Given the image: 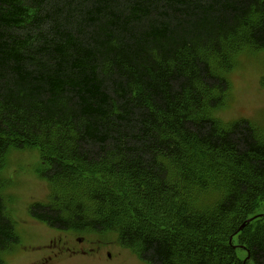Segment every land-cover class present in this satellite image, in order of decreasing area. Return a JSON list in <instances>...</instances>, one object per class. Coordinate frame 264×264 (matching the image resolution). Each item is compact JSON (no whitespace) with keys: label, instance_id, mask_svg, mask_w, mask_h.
<instances>
[{"label":"trees","instance_id":"obj_1","mask_svg":"<svg viewBox=\"0 0 264 264\" xmlns=\"http://www.w3.org/2000/svg\"><path fill=\"white\" fill-rule=\"evenodd\" d=\"M248 47L264 0H0V170L36 148L52 201L34 217L117 231L149 264H264V216L236 233L264 196V142L211 116ZM16 242L0 193V264Z\"/></svg>","mask_w":264,"mask_h":264},{"label":"rangeland","instance_id":"obj_2","mask_svg":"<svg viewBox=\"0 0 264 264\" xmlns=\"http://www.w3.org/2000/svg\"><path fill=\"white\" fill-rule=\"evenodd\" d=\"M219 68L223 67L219 66ZM262 75H264V50L245 49L239 53L226 76L229 90L223 104L213 115L222 124L247 119L254 126L260 139L264 141V85L260 83ZM43 168L41 154L36 148L17 150L10 148L6 154L5 166L0 172L5 182L1 193L6 201L7 213L16 221L17 234L24 238H29L31 233H40V239H43V232L54 231L44 223L35 221L27 210V206L29 208V205L35 202L48 203L51 197L48 181L40 172ZM203 197L207 201L214 199L210 192L205 193ZM253 214H264V196L259 202V207L250 215ZM79 235L86 236L82 232H79ZM87 237L103 240L100 245L107 250H111V246L119 249L118 256L111 262L103 261L95 256H81L66 264H149L130 249L124 250V247L112 243V238L118 242L121 241L118 234H112L110 229L101 235L91 234ZM177 241L179 246L187 242L184 235L179 236ZM232 243L239 244L236 238ZM29 252H31L29 246L25 248L18 246L11 252L5 253L3 259L5 264H24L29 259ZM236 253L243 261L245 250L237 248Z\"/></svg>","mask_w":264,"mask_h":264},{"label":"flooded vegetation","instance_id":"obj_3","mask_svg":"<svg viewBox=\"0 0 264 264\" xmlns=\"http://www.w3.org/2000/svg\"><path fill=\"white\" fill-rule=\"evenodd\" d=\"M66 230L58 232L31 233L29 238H24L23 244L32 248L28 253L27 264H66L73 262L81 256H95L99 259L111 262L117 255V249L111 246V250L94 248V241H86L76 233Z\"/></svg>","mask_w":264,"mask_h":264},{"label":"water","instance_id":"obj_4","mask_svg":"<svg viewBox=\"0 0 264 264\" xmlns=\"http://www.w3.org/2000/svg\"><path fill=\"white\" fill-rule=\"evenodd\" d=\"M249 220H251V219H248V221H249ZM243 225H244V224H242V225L239 227V229H238V230H240V229L243 227Z\"/></svg>","mask_w":264,"mask_h":264}]
</instances>
